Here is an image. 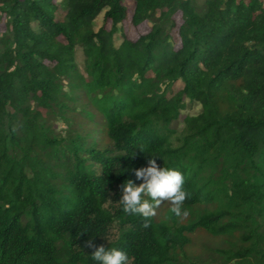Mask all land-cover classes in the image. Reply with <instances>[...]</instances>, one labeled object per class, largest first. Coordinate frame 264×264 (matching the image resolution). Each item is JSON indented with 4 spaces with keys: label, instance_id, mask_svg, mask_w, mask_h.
<instances>
[{
    "label": "trees",
    "instance_id": "trees-1",
    "mask_svg": "<svg viewBox=\"0 0 264 264\" xmlns=\"http://www.w3.org/2000/svg\"><path fill=\"white\" fill-rule=\"evenodd\" d=\"M134 1L117 44L125 0H0V264H264V0ZM153 158L188 215L145 229L119 201Z\"/></svg>",
    "mask_w": 264,
    "mask_h": 264
},
{
    "label": "clouds",
    "instance_id": "clouds-1",
    "mask_svg": "<svg viewBox=\"0 0 264 264\" xmlns=\"http://www.w3.org/2000/svg\"><path fill=\"white\" fill-rule=\"evenodd\" d=\"M134 174L143 182L137 185L131 179L125 181L121 185L122 199L119 202L125 213L143 218L142 227L151 226L152 218L164 201L171 203L170 211L176 216L188 215L186 210L182 211L188 193L184 189V175L179 170L161 168L153 158L148 160L146 167L135 169ZM88 246L94 249L92 259L98 264H129V256L123 250L96 246L92 242Z\"/></svg>",
    "mask_w": 264,
    "mask_h": 264
},
{
    "label": "rangeland",
    "instance_id": "rangeland-1",
    "mask_svg": "<svg viewBox=\"0 0 264 264\" xmlns=\"http://www.w3.org/2000/svg\"><path fill=\"white\" fill-rule=\"evenodd\" d=\"M57 2L59 4V10L57 13V17L62 18L65 14V4H63V0H57ZM125 4L127 5L129 9V14H128V18L122 24H120V26L122 27V31H120V33L117 34V40H116L117 44H120V42L122 41V33H124L130 39H136L141 34L148 32L151 27L150 22H144L139 26H135L131 20L134 7H135V1L125 0ZM177 18L180 21V17L178 16ZM6 21H7V18L3 14H0V33L5 32ZM102 24H103V13L100 14V16L97 18L95 28L98 29ZM109 26H110V23L108 24V27ZM178 88H179V85L176 86V89ZM198 110H199V107H195L193 110H191V112L192 113L198 112ZM60 127L64 128V126H60Z\"/></svg>",
    "mask_w": 264,
    "mask_h": 264
}]
</instances>
